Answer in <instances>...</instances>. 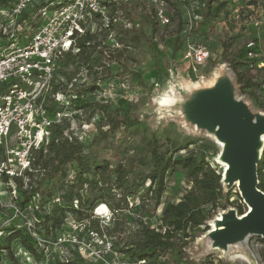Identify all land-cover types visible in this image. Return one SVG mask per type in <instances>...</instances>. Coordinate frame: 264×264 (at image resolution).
Returning a JSON list of instances; mask_svg holds the SVG:
<instances>
[{
	"label": "rangeland",
	"instance_id": "374dc122",
	"mask_svg": "<svg viewBox=\"0 0 264 264\" xmlns=\"http://www.w3.org/2000/svg\"><path fill=\"white\" fill-rule=\"evenodd\" d=\"M201 2L208 8L209 13L203 6L192 12L184 2L167 0V13L171 23L168 26H160L147 13L150 10L148 0L126 1L124 14L131 19L134 26L126 28L121 22L116 24V32L96 29L92 33L94 36L90 49L78 59L81 69H69L68 74L72 77V82L64 79L65 84L57 87L58 89L56 86L59 83H54L49 94L48 107L51 112H63V130L77 148H83L78 156L80 163L79 160H73L57 171L55 169L59 160L54 158V154L44 152L41 159L36 156L37 164L50 172L51 177L48 176L47 181L44 174L42 176L41 173H35L31 180L39 182L44 179L48 182L42 193L46 200L55 199L52 208L56 216L64 215L65 220L79 217L68 208L60 209V206L68 207L70 204L67 201V193L83 163L91 168V173L86 174L89 179L98 166L108 165L105 173L111 171L112 177L115 176L114 171L121 167L124 180L121 189H117L114 195L123 200L122 207L127 205L126 209L132 211L133 219L141 217L146 225L154 227L163 212V206L168 202L179 203L192 184L187 180L183 169L170 170L167 173V189L162 205L154 210V195L147 193L151 182L146 179L151 170L153 149L158 148L162 153L168 150L177 157L185 156L198 147L199 155L204 156L211 167L223 174V166L219 162L221 145L211 133L199 126L195 129L192 118L196 113L189 109V104L201 93L195 92V89L189 91L186 85L199 84L202 89L209 90L208 85L214 80V73H218L221 77L219 81L230 83L235 96L241 99L255 116L264 115V67L258 69L250 66L256 65L258 59L260 62L264 61V53L260 54L254 63L246 58L245 54L248 42L255 41L264 32L263 3L260 0ZM4 8L5 5L0 2V29L3 30L7 22ZM37 21L36 19L32 22V25ZM256 21L262 23V28L254 26ZM8 25L11 26L10 23ZM24 29L23 33L30 35L31 26ZM152 44L159 51L158 57L155 56ZM190 45L207 46L211 53L207 62L195 72L192 61L186 59ZM113 56L116 57L115 60L111 59ZM84 67H90L92 74ZM89 86H97L99 90L94 94H86L82 101L71 97L73 90L81 91ZM52 94L57 99L53 98ZM57 94L60 96L57 97ZM165 94H171L178 99L175 106H161ZM89 104L92 106H88ZM111 120L120 123L115 130L112 129ZM174 144L188 148L175 155ZM96 178L99 179L98 176ZM222 185L226 195L220 199L214 217L207 223L210 229L212 227L209 224L216 216L232 209L239 213V207H242L244 213L248 210L236 187L228 189L226 184ZM73 191L72 195L76 197L72 206L82 212V218L87 215L90 217L91 211L104 203L97 198L99 193L92 192L88 186L80 192V197L76 195L77 188ZM129 193L132 194L124 199V195ZM229 195L232 196L228 198ZM76 199L79 202L83 200L86 205L83 208L78 205L76 209ZM9 202L6 187L0 186V217L3 212H7L6 205ZM91 202L94 207L89 210ZM111 211L114 213L113 217L118 219V211ZM127 212L122 209L119 213L121 215ZM131 224L123 227L126 231L121 230V233L125 231L127 235L124 238L130 236L135 240L140 226ZM202 229L190 231L188 239L180 240L177 237L174 240L178 244L173 258L174 264H178V261L181 264H204L206 261L207 264L211 260L215 261V264H252L247 259L235 256L234 247L227 251L209 247L206 235L210 230ZM248 249L256 258L257 264H264L262 237H250ZM11 264L24 263L16 261Z\"/></svg>",
	"mask_w": 264,
	"mask_h": 264
},
{
	"label": "built area",
	"instance_id": "2783aa9c",
	"mask_svg": "<svg viewBox=\"0 0 264 264\" xmlns=\"http://www.w3.org/2000/svg\"><path fill=\"white\" fill-rule=\"evenodd\" d=\"M126 1L11 0L3 9L7 22L4 30L0 29V87L5 86L6 90L0 95V186L6 187L10 202L6 205L7 212L0 217V245L6 229L13 227L25 230L40 255L37 259L20 247L14 253L19 263L70 264L79 258L89 264H131L117 249V242L127 233L115 231L117 219L107 204L98 205L88 218L66 219L58 228H51L47 224L55 199L46 200L42 193L48 182L31 180L35 173L44 174L45 179L50 176V172L37 164L36 156L40 151L48 152L53 129L63 124V112L52 113L48 108L49 94L54 83L59 82L60 62L68 53H80L77 42L87 33L99 28L116 32L114 27L121 22L123 27H133L131 19L124 14ZM148 1L147 13L151 18L160 26H168L171 19L167 0ZM179 1L192 12L200 6L205 8L201 0ZM260 1L264 5V0ZM36 19L37 23L32 25ZM261 25L254 23L258 29ZM26 26H31L30 35L23 33ZM246 49L247 58L257 60L256 41H249ZM210 56L204 45H190L186 53L194 72ZM71 97L78 99L74 94ZM64 135L72 141L67 132ZM74 202L78 209L80 202L78 199ZM102 205L107 207L108 214L98 213ZM159 225L158 221L156 227L151 226L159 231ZM7 252L0 247V264H10L5 260ZM137 264L149 263L140 260Z\"/></svg>",
	"mask_w": 264,
	"mask_h": 264
},
{
	"label": "trees",
	"instance_id": "16d2710c",
	"mask_svg": "<svg viewBox=\"0 0 264 264\" xmlns=\"http://www.w3.org/2000/svg\"><path fill=\"white\" fill-rule=\"evenodd\" d=\"M10 1L11 0H0L1 5L3 6H7ZM203 3L205 2L203 1ZM204 10L207 11L208 8H205ZM207 12L209 13V11ZM114 29L118 30L116 26ZM141 34H143V32H141ZM93 36L94 35L91 33H87L84 37L78 40L77 47L80 49V53L77 55L68 53L64 56V59L60 62L61 68L57 75L59 85L56 86V88L65 84L63 83L64 79L72 82V77H70L68 74L69 69L70 67L77 68L78 70L81 69L78 59L88 49H90ZM153 47L155 56L158 57L159 51L155 46ZM246 53L247 52L245 51V54ZM111 59L115 60L116 57L113 56ZM252 61L253 63L255 62V60ZM84 68L85 70L89 71V74H92L90 67ZM5 90L6 87L1 86L0 95L3 94ZM98 90L99 87L97 86H89L85 87V89L81 91L73 90L71 94L76 95L78 99H81L82 101V98H85L86 94H94ZM88 106L91 107L92 105L89 104ZM110 124L112 125V129L115 130V128H117L120 123L119 121L116 122L111 120ZM53 130V139L48 146V153L54 154V158L59 160V165L55 170L57 171L61 169L62 166L72 162L73 160H79L78 163H80V157L78 156L83 151V148H77V146L74 145V142L70 141L67 136L65 137L62 127L55 126ZM194 144L195 143H192V145ZM187 148L188 147H180L174 144L173 152L175 155H179L182 150ZM197 148L198 147H196V149H192V152H188V154L185 156L180 155L177 157H174L168 150L162 153L159 152L158 148H155L152 151L151 170L147 174L146 179L150 180L151 182L147 193H152L154 195V210L162 205V199L165 196L167 189V173L170 170L173 171L176 168L183 169L187 180L192 184L191 188L187 191L179 203L175 204L168 202L163 206V212L159 218V231L152 228V226L146 225L141 217L133 219L131 215L132 211L126 209L127 205L122 207L123 200H121L120 197L117 198L114 195L117 189H121L122 181L124 180V171L121 169V167L114 171L115 176L112 177L111 171H109L107 174L105 173L108 169V165H103L100 167L98 166L93 172L91 179H89L86 174L91 173V168L83 163L81 170H78L76 173L75 181L73 182L71 189H69L67 193V201L70 204L68 207L61 205L60 209H70L76 216H79L76 217L78 220H83L89 217L87 215L85 218H82V212L75 210L72 206V201L76 197L72 195L74 192L73 189L77 188V194H75L78 195L77 197H80V192L84 190L85 186H88L92 192L99 193L97 198L104 201V203L107 204L111 210L113 209L118 211V219L114 224L115 231H126V229H123V227H126L128 223H136L137 226H140L137 232V238L135 240L128 236L126 238L120 239L117 242V249L120 250L127 259H129L131 264H137L140 260H147L149 264H174L173 258L176 255V251L178 249V244L174 240L177 237H179L180 240L188 239V237H190V231L192 230H200V228H203L202 230L209 231L210 227L207 223L214 217V212L219 206L220 199L226 195L223 191L222 185L223 175L221 172L211 167L210 162L206 161L204 156L202 157V155H199V148ZM43 156V151L38 152V159L43 158ZM262 157L263 158L258 165V174L259 189L264 192V151ZM96 176H98L99 179H97ZM131 194L132 193L124 195V199H126V197ZM231 196L232 195H229L227 197L229 198ZM146 197H148V195H146ZM112 201L113 203H111ZM80 205L83 208L86 204H84L83 200H80ZM93 207L94 205L91 202L88 208L91 210ZM122 209L127 210L128 212L120 215L119 212H121ZM52 212L53 214L49 218V223L47 225H49L51 228H58L65 221V217L64 215L56 216L54 208L52 209ZM243 213L242 207H239V214ZM121 216L122 218H119ZM6 230L7 233L5 235L4 242L1 243L0 247L2 249L8 250L7 254L5 255V260L7 263L11 264L12 262L15 263L17 261L14 257V253L20 247L25 248L37 259H40V255L35 248L34 243L25 230H16L13 227H8ZM79 260V258H76L70 264H79L81 262ZM178 264H181V262L178 261ZM204 264H206V261ZM207 264H214V261L211 260V262Z\"/></svg>",
	"mask_w": 264,
	"mask_h": 264
},
{
	"label": "water",
	"instance_id": "95a60500",
	"mask_svg": "<svg viewBox=\"0 0 264 264\" xmlns=\"http://www.w3.org/2000/svg\"><path fill=\"white\" fill-rule=\"evenodd\" d=\"M200 93L195 100L199 103L190 109L196 113L192 118L194 124L211 132L217 128L220 139L228 143L223 158L230 164L226 172L229 177L227 181L222 180V183L228 189L236 187L245 205L251 207L243 214L233 209L220 214L224 216V221H218V224L224 225L226 229L219 230V226L216 231L210 229L213 231L211 234L208 232V238L213 241L212 248L221 247L227 251L233 243L249 240L252 236L264 239V192L259 189L258 174V165L264 151L263 145L259 152V135L264 131V115L255 116L242 100L237 102L230 83L224 80ZM97 211L108 214L105 205Z\"/></svg>",
	"mask_w": 264,
	"mask_h": 264
},
{
	"label": "bare ground",
	"instance_id": "6f19581e",
	"mask_svg": "<svg viewBox=\"0 0 264 264\" xmlns=\"http://www.w3.org/2000/svg\"><path fill=\"white\" fill-rule=\"evenodd\" d=\"M220 75L218 73H214V80L211 81V83H209L208 87L209 89L212 88V87H215L217 86V84L219 83V79H221V77H219ZM186 89H188L189 91H193L195 89V92L198 91V92H202L203 90L205 91V89H202L201 86L199 84H196V85H192V84H189V85H186ZM237 102H241V99H239L238 97H235ZM177 100L174 96H172L171 94H165L161 100V106L162 107H172V106H175L176 103H177ZM199 103V101H192L191 104H189V109L193 108V106H195V104ZM185 123V121H184ZM188 126V124H186ZM196 127H198L197 125H195V129ZM207 132L211 133L213 138L216 139L217 142H219V144L221 145V148H222V154L221 156L219 157V162L220 164L223 166V172L225 171L224 173V178L223 180L224 181H227L228 180V177L229 175H227V171H229L230 169V164L223 158L225 153H226V147L228 145V143L225 141V140H222L220 139V137L218 136V132H217V128L214 129V131L211 132V130H208ZM259 141L261 142L260 143V147H259V152L262 150L263 148V145H264V131L259 135ZM238 183V182H237ZM236 183V184H237ZM228 185V184H227ZM237 186V185H236ZM249 209H251V207H248V211ZM247 211V212H248ZM218 221L219 222H223L224 221V216L223 215H218L216 216V220L211 222L212 224V228L216 231L218 230L217 228L220 226V229L219 230H223V229H226V227L222 224H218ZM213 231H210V234L212 233ZM208 234V233H207ZM206 238H208V235H206ZM208 244H209V247L212 248V243L213 241H211L209 238H208ZM248 241L247 239H244V241H240L238 243H233V245H230L228 247V250L231 249V248H235L236 252H235V256H237L238 258H242V259H247L249 261H251L252 264H257L256 262V258L254 256H252L251 254V251L248 249ZM221 250V251H225L223 248L221 247H217L215 250Z\"/></svg>",
	"mask_w": 264,
	"mask_h": 264
},
{
	"label": "crops",
	"instance_id": "0c3cea01",
	"mask_svg": "<svg viewBox=\"0 0 264 264\" xmlns=\"http://www.w3.org/2000/svg\"><path fill=\"white\" fill-rule=\"evenodd\" d=\"M253 5L255 3H252ZM264 20V19H263ZM256 43H257V49H256V53H257V56L258 58L260 57V54H263L264 53V32L261 33L256 39H255ZM245 51L247 52V49L245 47ZM263 57H264V54H263ZM246 58H247V53H246ZM251 66V65H250ZM252 67V66H251ZM258 68V69H261L262 67H264V61L262 60L261 62L257 61L256 65L254 64V67L253 68Z\"/></svg>",
	"mask_w": 264,
	"mask_h": 264
}]
</instances>
